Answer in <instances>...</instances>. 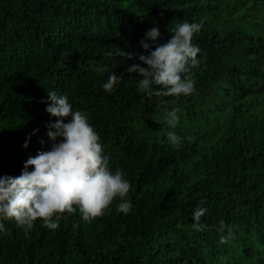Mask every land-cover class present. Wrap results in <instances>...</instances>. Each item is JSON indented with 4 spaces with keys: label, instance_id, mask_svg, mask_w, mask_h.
Returning <instances> with one entry per match:
<instances>
[{
    "label": "trees",
    "instance_id": "1",
    "mask_svg": "<svg viewBox=\"0 0 264 264\" xmlns=\"http://www.w3.org/2000/svg\"><path fill=\"white\" fill-rule=\"evenodd\" d=\"M182 20L202 23L193 34L201 49L190 71L195 90L144 97L127 66H146L138 54L147 52L140 41L148 28L158 25L162 43ZM258 56L264 0H0V175H19L50 147L47 91L56 90L87 114L109 167L130 181L133 205L125 215L114 197L89 221L65 212L56 229L38 217L27 234L6 219L0 264H264V93L228 96ZM112 72L121 80L106 92ZM173 106L213 121L202 134L176 129L184 139L173 146L164 119ZM197 206L207 209L203 230L192 228ZM220 221L235 233L227 243Z\"/></svg>",
    "mask_w": 264,
    "mask_h": 264
},
{
    "label": "clouds",
    "instance_id": "2",
    "mask_svg": "<svg viewBox=\"0 0 264 264\" xmlns=\"http://www.w3.org/2000/svg\"><path fill=\"white\" fill-rule=\"evenodd\" d=\"M201 28L202 23L198 20L179 21L169 28L172 35L162 43L158 25L148 28L145 38L140 41L147 52L138 54L139 61L146 66L140 63L127 66L129 72L140 76L136 81L137 92L148 98L154 95L179 97L192 94L195 83L190 71L199 65L197 54L201 52L199 45L193 42V34ZM119 51L125 57L136 55L124 49ZM107 54L112 55L111 52ZM96 70L103 72L104 66L98 65ZM254 74H264L263 56L248 60L244 75L235 81V92H230L228 96H240L239 99L248 101V96L264 93V77L255 79ZM120 80L121 77L112 72L102 87L106 92H112ZM47 96L50 102L46 105V111L55 117L46 125L50 147L38 149L34 156H29L19 175H0V232L6 230V219H13L25 234L38 217L49 229L59 226L61 214L65 212L71 214L78 211L83 220L89 221L103 215L117 196L121 198L117 204L118 212L126 215L132 209V201L125 198L131 187L130 181L121 167L117 166L115 170L109 167V156L87 114L73 108L65 93L49 90ZM201 102L199 98L191 104L197 109ZM179 112V107L173 106L166 110L164 116L169 126L165 133L167 142L173 146L184 139L176 129L189 128L187 136L191 130L195 134H202L213 121L209 114L205 117L194 112L179 116ZM27 143L28 140H25L23 146L26 147ZM40 143L43 144L44 140L41 139ZM29 166H32L31 169ZM206 211L201 206L193 209V229L203 230L205 225L201 217ZM218 231L222 243L229 242L235 236L231 228L225 230L223 221H220Z\"/></svg>",
    "mask_w": 264,
    "mask_h": 264
}]
</instances>
